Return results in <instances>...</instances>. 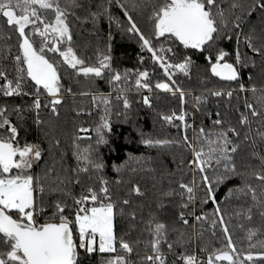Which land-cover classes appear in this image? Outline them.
Returning <instances> with one entry per match:
<instances>
[{"label": "snow or ice", "instance_id": "obj_1", "mask_svg": "<svg viewBox=\"0 0 264 264\" xmlns=\"http://www.w3.org/2000/svg\"><path fill=\"white\" fill-rule=\"evenodd\" d=\"M114 2L123 9L127 23L124 28L116 20L117 27L137 38L141 51L150 54L152 64L162 70L166 81L153 83L154 73L147 68L121 72L113 67L111 35L107 51L100 55L98 64L89 65L78 55L71 22L72 18L81 20L76 10L86 13L85 23L91 20L96 25L104 16L111 23L115 19L111 14L113 0H108V6L102 11H92L94 5L84 0H0V19L15 36L16 47L12 57L16 74L9 78L8 72L0 69V95L32 98L27 109L0 105V264H85L93 254L102 255L101 264H170L169 254L175 258L174 264H264V240L259 238L258 229L248 226L257 214L264 226V87L257 88L255 83L249 87L242 76L243 68L257 66L256 57L260 58L264 69V26L259 32L255 27L249 32L243 28L247 23L245 18L257 13L264 25V0ZM137 13L151 26L150 34L147 28L140 26ZM222 38L230 41L235 38L234 54L217 47ZM241 44L253 55L242 51ZM189 49L207 53L205 60L211 75L235 82L237 87L227 91L208 89L195 95L178 84L174 78L177 72L190 77L197 67L190 55L183 54V50ZM7 52L10 55L11 48ZM230 56L233 62H227L226 57ZM58 58L77 77L93 84L103 80L111 88L106 94L79 93L91 98L99 120L94 128L77 129L72 140L75 167L64 166L67 154L61 151L59 170L56 162L50 165L45 162L49 153L39 143H29L21 137L20 128L12 119L13 113L23 120L24 111H32L34 124L43 126L42 109H48L52 116L59 118L65 95L75 96L76 93L72 88H64ZM140 63H144L143 56ZM26 80L32 84L30 92L24 90ZM247 80L252 82L253 76L249 75ZM156 90L178 97L179 112L158 115L182 135L179 139H154L141 132V142L148 148H177L187 153L188 159L182 157L177 169L186 168L189 172L187 181L183 178L177 181L178 192L171 187L158 192L159 208L166 207L165 199L178 196V222L185 228L194 227L190 223L193 221L201 228L207 224L213 236L217 228L222 231V247L205 245L199 249L206 254L204 259L187 250L184 232L172 228L178 236L170 240L169 226L151 213L144 229L148 239L132 238L138 212L131 196L143 198L146 193L135 184L128 198L119 199L110 183L119 185L123 181L110 182L101 175L105 164L100 147L110 143L112 116L123 117V122L131 119L133 93L141 96V101L136 103L153 108L152 94ZM247 93L252 94L254 101H249ZM240 94H245L244 110L237 109L234 124L227 123L220 111L207 112L205 106L209 97H227L231 102L234 95L239 99ZM117 104L122 106L121 110L114 112ZM76 115L91 116L92 111L79 109ZM198 115L201 117L199 125ZM205 117L211 119L210 129L204 126ZM253 121H259L261 126L253 129ZM92 132L94 137L87 135ZM82 140L89 143L82 147ZM61 143L60 139H54L52 148L60 149ZM130 159L135 158L130 156ZM252 162H258L259 168ZM41 164L44 169L36 174L34 167ZM114 167L117 172L121 171L120 166ZM234 180L241 184L228 189L225 203L243 197L247 206L226 213L217 199V191ZM70 185L81 186L79 196L72 195ZM156 186L154 183L153 187ZM52 194L57 195L55 202L46 200ZM67 200H71V205ZM210 202L215 205L211 214L202 207ZM46 208L52 209L51 215ZM233 213L248 222V225L239 224L247 231V248L238 247L233 238L229 227ZM125 216L129 220L128 230L120 233L117 218ZM202 237L203 231H200L197 238ZM141 244L145 249L143 254L139 250Z\"/></svg>", "mask_w": 264, "mask_h": 264}, {"label": "trees", "instance_id": "obj_2", "mask_svg": "<svg viewBox=\"0 0 264 264\" xmlns=\"http://www.w3.org/2000/svg\"><path fill=\"white\" fill-rule=\"evenodd\" d=\"M89 5H94L92 11H102L103 7L108 6V0H84ZM123 3H129V0H122ZM144 3L145 0H140ZM99 6V7H97ZM80 10L76 11V14L81 16V20L72 18V28L74 32L75 48L79 56L84 58L89 65L98 64V59L102 53H106L107 46L109 44L108 37L111 35V55L113 57V67L123 72L124 70H131L135 72L137 70H143L147 68L150 73H154L153 83L157 80L166 81L167 77L163 76L162 70L158 66H154L150 60V54L141 51L140 44L136 37L126 33L123 28H118L116 20L127 27L126 18L123 15V9H121L113 0L111 4V14L115 18L111 23L107 16L101 18L98 24L93 25L91 20L83 22V17L86 13H82ZM136 18L140 21V26L147 28L150 34V25L145 24V20L141 19V15L137 13ZM6 36H11V39H5ZM217 47L223 49L230 54H234L236 49L235 38L228 40L222 38L218 41ZM241 50L247 52L248 55H253L250 49L245 48L243 45L240 46ZM11 48V54L9 55L7 49ZM215 53V48L213 49ZM16 54L15 47V36L11 33L8 26L4 24V21L0 19V69H4L8 72L9 78L15 76V65L12 57ZM183 54L190 55L197 67H194L190 77H185L182 73L177 72L174 77L177 83L184 87L186 90L193 91L195 95H199L201 92H205L208 89H221L231 90L236 88L235 82L222 81L218 77L211 75L209 66L205 60L207 53H200L196 50H183ZM144 57V63H140V57ZM255 68H243L242 76L244 82L249 87L251 83H255L257 88L264 87V69H262L261 60L256 57ZM227 62H233L231 56L226 57ZM57 64L60 65V71L62 73V83L64 88H72V94L65 95V104L60 108V116L56 118L51 115L48 109L41 110V118L45 121L43 126H36L34 124V112L25 110L23 113V120L17 118L15 113L12 114L14 123L20 128V135L29 143H39L42 148L45 149L49 154L45 157L47 164L57 163V169L59 170L60 164V153L63 151L66 153L64 160L65 167H75V157L72 155V140L74 134L77 133V129L81 126L86 128H94L98 123L99 115L94 110L93 102L90 97L80 96V92H103L108 93L111 88L103 80H97L95 84L90 83L83 77H77L74 71L68 69L66 65L61 63V60L57 59ZM253 76V81L249 82L247 77ZM24 90L31 91L32 84L27 80L24 82ZM153 108H148L142 103H136L141 101V96L132 94L130 99L133 100V109L131 111V119L128 122H123V117H118L115 114L112 116L113 120V131L109 134L110 143L100 147V155L103 158L105 168L101 175L110 182L123 181L122 184L110 183L111 188L117 198H128V193L132 186L139 184L146 195L143 198H137L133 194L131 199L133 206L137 208L138 220L135 226V230L131 233L132 238L139 239L141 241L148 239V234L145 232V223L149 219V214L155 215V217L163 223L169 226V239L175 240L178 236L177 232H173L171 229L176 228L180 232L185 233V239L188 243L185 245L188 251L194 252L201 259L205 258V253L199 251L200 248L208 245L209 247H222L224 237L222 231L217 228L215 236L209 231L207 224L200 225L190 221L194 224L192 228L173 227L169 223V214L179 212V197L173 199H165L163 202L166 205L165 208H159V196L158 192L168 190L169 187H177V181L183 178L185 181L189 179L188 169L182 170L177 169V162L183 157L185 160L188 159L187 153H182L180 149H157L148 148L141 142L140 133L143 132L146 137L150 136L154 139H179L182 135L176 128L171 125L165 124L159 117L158 113L170 114L171 111H180V103L178 97H172L169 93H164L160 90H156L152 94ZM249 101H254V97L251 93L246 94ZM245 94H240L239 99L234 98L231 102L228 101L227 97H209L208 104L205 106L207 112L215 113L220 111L224 116L227 123H235L238 117V111H243V99ZM32 98L29 97H3L0 96V105H8L9 108L13 106H21L25 109L31 104ZM43 102V101H42ZM121 105L117 104L114 112L121 110ZM84 109L86 111H92L91 116L82 115L77 116L76 111ZM201 117L197 116V125L200 124ZM204 126L211 128V119L205 117L203 119ZM259 121H253V129L260 127ZM80 135H85L81 133ZM94 137L95 133H88ZM54 139L61 140L60 149L52 148V141ZM82 147L86 146L89 141L82 140ZM134 157L135 159H130ZM254 166L259 168L258 162H252ZM114 166H120L121 171L117 172ZM155 169L154 172H148L145 169ZM44 169V164L34 167V172L40 174ZM135 169V171H133ZM85 179L84 177H81ZM171 180V184H169ZM154 183L157 185L153 187ZM241 181L234 180L227 184V186H221L217 191V199L225 207L226 213L232 212L236 209H244L247 206L245 198L239 200L232 199L225 203V196L228 194L229 188L240 186ZM96 186L99 184L96 182ZM72 195L79 196L82 191L81 186L70 185ZM57 199L56 194H52L50 197H46V200L55 202ZM67 199V198H65ZM71 205V200H67ZM203 211L211 214L214 210L215 205L209 203L202 206ZM48 215L52 214L51 208H46ZM199 214V209H198ZM234 216V213H233ZM244 223L248 225L246 220L237 218L234 216L230 222L229 227L231 229L234 240L238 247L247 248L248 239L247 231L241 229L239 224ZM129 220L127 216L117 218V231L123 233L128 230ZM250 227H254L259 230L261 240H264V226L260 220L259 215L254 216V220ZM203 231V237L197 238V234ZM141 254L144 252L143 244L139 248ZM170 264H174L175 258L169 254ZM103 257L101 254H93L90 258L85 260V264H101ZM134 259H138L134 257Z\"/></svg>", "mask_w": 264, "mask_h": 264}, {"label": "rangeland", "instance_id": "obj_3", "mask_svg": "<svg viewBox=\"0 0 264 264\" xmlns=\"http://www.w3.org/2000/svg\"><path fill=\"white\" fill-rule=\"evenodd\" d=\"M76 11H78V10H76ZM245 19L247 21V23H245L243 25L245 32H249L252 27H255L257 29V31L259 32V29L262 26H264V25H262V20H261L259 13H257L256 15H254L252 17H246ZM242 45L243 44H241V46ZM192 93L194 94L193 91H192ZM169 223H171V225H173V227H181L182 226V224L178 222V214H176V213H170L169 214Z\"/></svg>", "mask_w": 264, "mask_h": 264}, {"label": "built area", "instance_id": "obj_4", "mask_svg": "<svg viewBox=\"0 0 264 264\" xmlns=\"http://www.w3.org/2000/svg\"><path fill=\"white\" fill-rule=\"evenodd\" d=\"M0 96H2V95H0Z\"/></svg>", "mask_w": 264, "mask_h": 264}]
</instances>
